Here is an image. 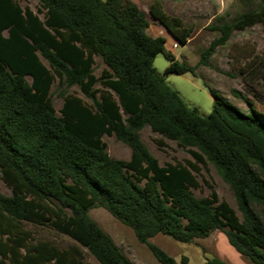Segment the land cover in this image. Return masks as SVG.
Listing matches in <instances>:
<instances>
[{"label": "trees", "instance_id": "trees-1", "mask_svg": "<svg viewBox=\"0 0 264 264\" xmlns=\"http://www.w3.org/2000/svg\"><path fill=\"white\" fill-rule=\"evenodd\" d=\"M38 1L35 12L19 0H0V179L11 191L0 190V264H82V248L100 264H136L91 217L96 206L130 226L162 264L188 259L178 261L150 238L192 243L216 229L241 255L264 264V115L252 106L243 111L215 89L211 113L190 107L154 58L167 57L165 73L194 67L178 60L163 36L148 34V14L133 0ZM149 14L188 43L192 28L168 14L163 0H153ZM256 24L264 26V0L219 26L221 36L205 55L232 31ZM96 56L105 63L99 76ZM57 79L65 88L60 113L50 94ZM73 85L91 102L66 90ZM147 126L197 162L214 164L242 217L212 185L209 196L194 193L195 163L160 164L142 139ZM104 135L127 143L130 159L111 156ZM27 224L76 244L61 248L36 238ZM204 264L231 263L214 255Z\"/></svg>", "mask_w": 264, "mask_h": 264}, {"label": "rangeland", "instance_id": "rangeland-1", "mask_svg": "<svg viewBox=\"0 0 264 264\" xmlns=\"http://www.w3.org/2000/svg\"><path fill=\"white\" fill-rule=\"evenodd\" d=\"M142 1L149 4L153 0ZM163 1L171 15L180 16L184 24L192 28L190 42L175 48L174 53L178 56V60H185L195 70V72L183 74L165 73L169 61L163 53H158L154 58V66L166 81L181 94L190 107L197 109L202 115H208L213 109L214 96L211 89L217 90L243 111H249L252 106L264 115V26L256 24L244 30H234L225 43L216 45L209 55H205L213 40L221 36L219 26L231 24L240 14L257 9L260 0H223L220 12L217 0ZM19 2L23 7L29 5L38 12V0H19ZM39 15L43 17L42 13ZM4 33L7 34V31ZM168 41L171 47L173 39L170 34H168ZM95 60L94 72L99 76L105 63L100 56H96ZM26 78L29 82L32 81L31 76L28 75ZM64 89L57 79L50 91L53 105L58 113L64 103ZM66 90L82 97L86 102H91L78 85H73ZM234 91L240 92L244 97L237 96ZM141 136L160 164L165 165L176 161L195 163L198 167L196 174L200 187L193 188L194 193L198 197L209 196L212 185L220 199L226 200L237 211L239 217H242L231 186L223 179L221 171L214 164L197 162L190 153L179 147L177 142L163 138L148 126L141 131ZM159 139L164 141V145L158 144ZM103 140L111 156L130 159L131 148L127 143L117 139L115 135H104ZM144 182L142 181L141 184L143 185ZM0 190L6 194L11 193L2 179H0ZM257 209L261 210L258 207ZM89 212L133 262L162 264L150 248L137 239L133 229L114 217L108 210L96 206ZM27 226L34 231L36 238L50 240L61 248L76 244L69 236L50 227L31 224ZM150 241L158 244L178 261H181L184 256L187 257V264H204L206 257L214 255L231 264H255L241 255L220 229L214 230L206 238H196L192 243L177 241L165 234H158L150 238ZM82 250L84 253L82 264H100L87 248Z\"/></svg>", "mask_w": 264, "mask_h": 264}, {"label": "crops", "instance_id": "crops-1", "mask_svg": "<svg viewBox=\"0 0 264 264\" xmlns=\"http://www.w3.org/2000/svg\"><path fill=\"white\" fill-rule=\"evenodd\" d=\"M134 2H136L147 14H148V19L150 21V25L149 27L147 28V32L149 35L151 36H163L165 39H166V47L168 50H170L176 58H178V56L174 53V49L175 48H178L180 45V43H178L176 41V39L172 36V34L166 29L165 26H163L162 24H160L157 20H155L154 18L150 17L149 15V4L147 3H144L142 0H133ZM223 0H217V4H218V8H219V12L221 11L222 7H223ZM164 9L165 11L169 13L166 5H164ZM168 34H170L172 36V39H173V44L172 46L170 47L169 46V41H168ZM190 42V38H189V41L188 43ZM188 43L184 44L183 46L187 45Z\"/></svg>", "mask_w": 264, "mask_h": 264}]
</instances>
